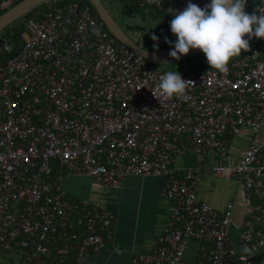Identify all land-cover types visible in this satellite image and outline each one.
Returning <instances> with one entry per match:
<instances>
[{
	"label": "built area",
	"instance_id": "1",
	"mask_svg": "<svg viewBox=\"0 0 264 264\" xmlns=\"http://www.w3.org/2000/svg\"><path fill=\"white\" fill-rule=\"evenodd\" d=\"M17 1L0 0V13ZM139 1L169 16L189 2L201 8L210 3ZM47 7L29 20L18 54L0 64V257L17 253L20 264H85L89 253L105 246L117 218L99 202L71 194L63 178H91L108 189L129 176H164L168 225L133 264H259L264 232L253 217L240 231L247 251L239 254L228 234L232 211L199 200L196 183L209 153L227 160L231 137L262 125L264 39L232 60L227 72L180 73L193 82L188 98L159 101L151 89L169 70L118 40L88 0ZM189 150L196 169L178 177L172 164ZM213 171L235 177L264 201L263 150L256 141L239 161ZM256 212L264 213V203L253 206L252 216ZM191 239L204 251L193 262L184 255Z\"/></svg>",
	"mask_w": 264,
	"mask_h": 264
},
{
	"label": "crops",
	"instance_id": "2",
	"mask_svg": "<svg viewBox=\"0 0 264 264\" xmlns=\"http://www.w3.org/2000/svg\"><path fill=\"white\" fill-rule=\"evenodd\" d=\"M252 141L261 145L264 159V119L258 132L246 129L231 137L227 160L209 153L196 183L199 200L208 202L222 212L232 211V225L228 234L239 254L245 251L239 238L243 223L252 216V197L235 177L218 176L213 167L227 161H239ZM196 165L197 157L189 150L177 157L172 169L176 176L181 177L187 169H196ZM167 180L168 177L164 176H129L118 186L103 189L91 178L75 175L63 178L62 182L71 194L99 202L113 211L117 218L105 246L100 251L89 253L85 264H133L135 255L153 249L169 221L168 201L163 196ZM260 224L264 226V215ZM203 254L200 241L191 239L187 242L184 254L187 261L193 262ZM256 258L259 264H264V246L258 248ZM20 261L21 255L17 253L0 257V264H20Z\"/></svg>",
	"mask_w": 264,
	"mask_h": 264
},
{
	"label": "clouds",
	"instance_id": "3",
	"mask_svg": "<svg viewBox=\"0 0 264 264\" xmlns=\"http://www.w3.org/2000/svg\"><path fill=\"white\" fill-rule=\"evenodd\" d=\"M246 6L247 0H210L204 8L189 2L183 11L175 10L170 28L177 40L170 56L179 60L181 55L198 49L204 53L211 69L227 72L232 58L250 50V38L264 39V6H258L252 14L246 11ZM152 39L158 41L159 38L153 35ZM191 84L193 82L184 80L178 71L170 70L159 77L151 90L159 101L173 97L187 99Z\"/></svg>",
	"mask_w": 264,
	"mask_h": 264
},
{
	"label": "trees",
	"instance_id": "4",
	"mask_svg": "<svg viewBox=\"0 0 264 264\" xmlns=\"http://www.w3.org/2000/svg\"><path fill=\"white\" fill-rule=\"evenodd\" d=\"M19 1L15 2V4L18 3ZM62 1H65V0L50 1V2H48L42 6L38 7L34 11L28 13L24 17L20 18L19 20L15 21L14 23H12L11 25H9L5 28L4 34L6 35L7 43L5 45L0 46V64L8 62L11 58L15 57L18 54L19 50L21 49V47L25 41V36L29 32V27H28L29 20L31 18L41 17L43 12L45 10H47L48 4L60 3ZM113 2L116 3V5L119 8H122L121 13L130 12V13L136 14L138 11L141 13H143V12L145 13V10H147L148 14H150L151 16H154V17H159V19H161V20L167 18L170 21H172V19H174V17L167 15L165 10L155 11L154 9H150L149 8L150 5L148 2L145 3L146 5H142V3L139 0H113ZM258 6H259V0H250L249 2H247L246 11L249 14H252ZM93 8H94V6H93ZM94 10H95V8H94ZM141 13H139V14H141ZM249 43H250V50L249 51H251L255 47L260 45L261 39H257V38L253 37V38H251ZM249 51H247V52H249ZM247 52L242 51L241 55L232 58V60L241 57L242 55H244ZM195 57L181 59V60H178L180 62V64L179 63L176 64V62H173V63L167 64V66L171 67V71H178L179 73L191 72V71L192 72H199L202 69H210L211 68L210 65L208 64L206 58L205 59L202 58L203 60L199 61L196 65L189 61ZM184 61H186L187 63L182 64V62H184ZM162 66L163 65H161V67ZM58 168H60L59 165L55 164L53 167L54 174L58 173ZM260 203H264V201L258 197H252L253 206H257ZM263 215H264V213L256 212L255 216H251V217H253L255 228L260 229L264 232V226H263V224H260L262 221ZM258 216H260V218ZM259 219H261V221H258Z\"/></svg>",
	"mask_w": 264,
	"mask_h": 264
},
{
	"label": "water",
	"instance_id": "5",
	"mask_svg": "<svg viewBox=\"0 0 264 264\" xmlns=\"http://www.w3.org/2000/svg\"><path fill=\"white\" fill-rule=\"evenodd\" d=\"M53 0H21L8 10L0 14V46L5 45L7 43L6 35L3 33L5 28L20 18L24 17L28 13L34 11L38 7L44 5L47 2ZM92 6H94L95 11L97 12L100 19L105 23L110 32L122 43L127 45L131 50H133L136 54L146 59L148 62L157 65H167L178 60L172 58L170 56V51L173 50V45L163 48H151L148 46H144L141 43L135 41L131 36L128 35L127 31H136V32H145L150 33L153 31L152 29H147V27L142 26L140 23L132 24L129 23L124 25L119 23L116 18L113 16L107 5L103 2V0H88ZM250 0H247L249 2ZM124 18L129 19H137V14H133L131 16H123ZM145 21V20H144ZM147 21V20H146ZM202 53L201 50L192 49L190 50L188 55H181V59L195 57Z\"/></svg>",
	"mask_w": 264,
	"mask_h": 264
},
{
	"label": "rangeland",
	"instance_id": "6",
	"mask_svg": "<svg viewBox=\"0 0 264 264\" xmlns=\"http://www.w3.org/2000/svg\"><path fill=\"white\" fill-rule=\"evenodd\" d=\"M103 2L107 5V7L109 8V10L111 11V13L116 17V19H121L122 15H121V9L119 8L116 3L113 2V0H103ZM141 12H137V15H143V13L139 14ZM144 14H148L147 10H145ZM144 17V16H143ZM154 21H150L148 22H142L140 20H138V23H140L142 26L145 27H150L149 29L153 28V31L150 33H145V32H135L133 33L134 37L137 38L138 42L141 43L144 46H148L151 48H163V47H168L171 45H174V43L177 40V37L171 32V28L170 25L168 23H163L162 25H158L157 22L160 21L159 17H154ZM137 21V20H135ZM137 23V24H138ZM155 35L157 36L159 39L158 41H154L152 39V36ZM246 39H248V37H245ZM251 40V38H250ZM249 40V42H250ZM168 41H171L172 44H169ZM155 45V46H154ZM205 59V55L202 52L201 54L197 55L195 58L189 60L191 63L193 64H197L199 61H202L203 59ZM180 64L179 61H176V64ZM187 63L186 61L182 62V64ZM163 69L165 70H171L170 66L167 65H163L162 66ZM192 72V71H191Z\"/></svg>",
	"mask_w": 264,
	"mask_h": 264
},
{
	"label": "flooded vegetation",
	"instance_id": "7",
	"mask_svg": "<svg viewBox=\"0 0 264 264\" xmlns=\"http://www.w3.org/2000/svg\"><path fill=\"white\" fill-rule=\"evenodd\" d=\"M123 14L125 15L126 14V16H131V15H133V14H135V13H130V12H128V13H122L121 15L123 16ZM114 16V15H113ZM138 16V18L137 19H127V18H124V17H121V19L119 20V19H116L119 23H122V24H124V25H126V24H130V25H132V24H137L138 23V20H140L141 21V23L142 22H150V21H154L155 22V20H154V18H153V16H151L150 14H143V15H137ZM144 16V17H143ZM115 17V16H114ZM116 18V17H115ZM135 20H137V21H135ZM145 20V21H144ZM147 20V21H146ZM163 23H167V22H165V21H163V20H161L160 19V21L159 22H157V24L158 25H162ZM150 27H147V29H149ZM128 32V35L129 36H131V38H133L135 41H137L138 42V40H137V38H135L133 35V33H135L136 31H127ZM4 33V32H3Z\"/></svg>",
	"mask_w": 264,
	"mask_h": 264
}]
</instances>
